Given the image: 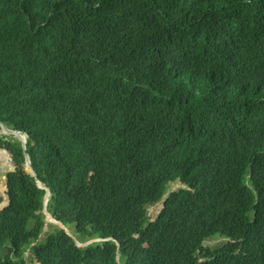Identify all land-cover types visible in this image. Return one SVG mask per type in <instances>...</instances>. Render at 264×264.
<instances>
[{
  "label": "trees",
  "instance_id": "16d2710c",
  "mask_svg": "<svg viewBox=\"0 0 264 264\" xmlns=\"http://www.w3.org/2000/svg\"><path fill=\"white\" fill-rule=\"evenodd\" d=\"M0 122V264H264V0H0Z\"/></svg>",
  "mask_w": 264,
  "mask_h": 264
},
{
  "label": "water",
  "instance_id": "95a60500",
  "mask_svg": "<svg viewBox=\"0 0 264 264\" xmlns=\"http://www.w3.org/2000/svg\"><path fill=\"white\" fill-rule=\"evenodd\" d=\"M0 127H1V130L3 132H0L1 135L4 134L6 136H13L15 139L19 140L20 144H21V147H22V151L24 153V158H25V162H24V171L31 174L33 177H36V173L35 171L33 170L32 166H31V163H30V159H29V156L26 152V146H27V141H28V135L25 133V132H20L18 130H13V129H9L8 127H6L2 122H0ZM21 136H23L21 138ZM2 154H5L4 151H2ZM7 162L9 163V167L8 169L4 170V173H8V172H12L15 170V165H14V162L12 161V159L9 157L7 158ZM3 175V179L6 180V175ZM37 183V187L40 188V189H43L45 190V196L43 198V214H44V221H45V225H44V228H43V231H47V223L49 224H54V225H57L59 228H61L62 230H64L68 235H70L76 245L78 247H86L92 243H99V242H104V241H107L108 239H101V238H95V239H91V240H88L84 243H79L77 242V240L75 239V237L69 232V230L62 224V222L60 221H57L53 218V216L47 211V204L49 202V199H50V190L48 189V187L41 181H39L37 179L36 181ZM5 191L7 192V186H5ZM6 192H3L2 193V202L0 203V211L2 209H4L5 207L8 206L9 204V197L7 195ZM117 244V247H118V243L116 242ZM116 261L118 262L119 259L118 257L116 258Z\"/></svg>",
  "mask_w": 264,
  "mask_h": 264
},
{
  "label": "rangeland",
  "instance_id": "374dc122",
  "mask_svg": "<svg viewBox=\"0 0 264 264\" xmlns=\"http://www.w3.org/2000/svg\"><path fill=\"white\" fill-rule=\"evenodd\" d=\"M9 138L11 139V137L4 138V137H2V135H0V141H2V142H4L5 140H7ZM11 140H13L14 142L16 141L14 139H11ZM2 150H4V149L0 148V151H2ZM6 156H8V157H6ZM9 157H10V153H9L8 150L5 151L4 155L2 153H0V168H1V171H0V189H4V186H5V182H4V180H2V175L4 174L3 171L5 169H8V167H9V163L7 162V158H9ZM180 187H182L180 184L173 183L171 185V187H170V191L169 192L174 191V190H176V189H178ZM160 208H161V203H158L156 205H153V206L149 207L148 215H149L150 219H153L157 215V213L159 212ZM55 228H57L56 225L48 224L47 225V231H44V233L41 235L40 238H42L43 236L45 237L47 235V233H49L51 231H54ZM68 228H69V230L71 232H73V228H71V227H68ZM59 229H61V228H59ZM222 243H223V240H221L220 238H216V239L209 240L206 243V245L211 246V247H216V246H218V245H220ZM24 258H25L27 264H40V263H38L35 260L34 255L31 252L30 248L24 254Z\"/></svg>",
  "mask_w": 264,
  "mask_h": 264
},
{
  "label": "clouds",
  "instance_id": "9594fccd",
  "mask_svg": "<svg viewBox=\"0 0 264 264\" xmlns=\"http://www.w3.org/2000/svg\"><path fill=\"white\" fill-rule=\"evenodd\" d=\"M4 124V123H3ZM5 125V124H4ZM6 126V125H5ZM6 127H8V126H6ZM9 128V127H8ZM9 129H12V128H9ZM13 130H15V129H13ZM19 131V130H18ZM0 132H3L2 130H1V127H0ZM20 132H23V131H20ZM0 135H1V133H0ZM2 137H4V138H7V137H11V138H13V139H15L12 135L11 136H6V135H4V134H2ZM10 139V138H9ZM15 140H17V139H15ZM19 141V140H18ZM4 144V143H3ZM2 144V145H3ZM2 151H6L5 149L4 150H2ZM2 151H0V153H2ZM4 155V154H3ZM6 157H8V156H6ZM10 158H11V155H10ZM6 170V169H5ZM0 171H1V168H0ZM4 172V171H3ZM5 174V173H4ZM3 174V175H4ZM7 174V173H6ZM5 174V175H6ZM2 175V176H3ZM6 177H7V175H6ZM2 180H4L3 179V177H2ZM6 180H7V178H6ZM6 180H4V182H5V186H7V183H6ZM173 183H176V184H180L182 187H180V188H186V186H187V184L186 183H182L180 180H177L176 182H173ZM173 183H169L168 184V193L167 194H165V196L163 197V199L162 200H160L158 203H161V208H162V201L168 196V194H170V193H173L174 191H176V190H174V191H171V192H169L170 191V187H171V185L173 184ZM5 186H4V188H5ZM7 191H8V188H7ZM3 192H6L5 191V189H0V196H1V198H2V193ZM7 193V192H6ZM50 200V199H49ZM1 202H2V200H1ZM0 202V203H1ZM158 203H155L154 205H156V204H158ZM47 206H48V204H47ZM151 206H153V205H151ZM161 208H160V210H159V212L161 211ZM148 210H149V207H148V209H147V214H148ZM48 211V210H47ZM158 212V213H159ZM42 213H43V210H42ZM157 213V214H158ZM51 214V213H50ZM44 215V214H43ZM157 216V215H156ZM54 218V217H53ZM155 218V217H154ZM154 218L153 219H151L152 221L154 220ZM55 219V218H54ZM56 220V219H55ZM49 223H47V225H48ZM63 224V223H62ZM44 225H45V221H44ZM47 225H46V227H47ZM51 225H54V224H51ZM64 225V224H63ZM57 226V225H56ZM65 226V225H64ZM58 227V226H57ZM68 230H69V228H68V226H65ZM43 228H44V226H43ZM59 228V227H58ZM64 231V230H63ZM65 232V231H64ZM69 232L74 236V234L69 230ZM44 233V231H43V229H42V232H41V234H40V236H39V238H38V240L37 241H40L42 238H40L41 237V235ZM75 237V236H74ZM216 238H218V237H216ZM216 238H212V239H216ZM75 239H76V237H75ZM93 239H95V238H93ZM101 239H108L107 241H104V242H108V241H114L115 242V244H116V242L117 241H115L113 238H101ZM212 239H209V240H212ZM221 240H223V242H225V240L224 239H222V238H220ZM74 240V239H73ZM77 240V239H76ZM91 240V239H90ZM208 240V241H209ZM207 241V242H208ZM77 242H79L78 240H77ZM207 242H205L204 244H206ZM80 243V242H79ZM84 243V242H83ZM99 243H101V242H99ZM118 243V242H117ZM76 244V243H75ZM93 244V243H92ZM119 244V243H118ZM91 245V244H90ZM89 246V245H88ZM116 246H117V244H116ZM87 247V246H86ZM211 247V246H210ZM79 248H84V247H79ZM117 248H119V245H118V247ZM26 253V252H25ZM118 256H116V258H117ZM118 259H119V257H118ZM39 263V262H38ZM118 263H119V261H118ZM41 264V263H40Z\"/></svg>",
  "mask_w": 264,
  "mask_h": 264
},
{
  "label": "bare ground",
  "instance_id": "6f19581e",
  "mask_svg": "<svg viewBox=\"0 0 264 264\" xmlns=\"http://www.w3.org/2000/svg\"><path fill=\"white\" fill-rule=\"evenodd\" d=\"M23 136H21V138H22Z\"/></svg>",
  "mask_w": 264,
  "mask_h": 264
}]
</instances>
